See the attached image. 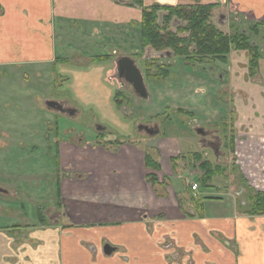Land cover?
Returning a JSON list of instances; mask_svg holds the SVG:
<instances>
[{
    "label": "crops",
    "instance_id": "1",
    "mask_svg": "<svg viewBox=\"0 0 264 264\" xmlns=\"http://www.w3.org/2000/svg\"><path fill=\"white\" fill-rule=\"evenodd\" d=\"M142 1L144 6L212 3L221 9L228 5L234 12L255 20L264 18V0ZM140 12V7L127 6L117 0H0V66L52 64L54 68L57 64L80 63L75 64L73 74L81 85H88V97L104 96L105 100L115 102L118 111L121 108L116 104L115 93L123 86L115 79V62L120 56L139 54ZM216 18L212 17L213 20ZM68 23L73 25L74 31L81 29L82 36L81 32L72 36L68 32ZM60 37L64 42L58 41ZM93 50L97 51L93 53ZM145 53L147 55V51ZM101 55L108 57L100 58ZM247 57L246 50H232L226 62L219 61L223 67L218 68L215 64L210 68L215 69L213 72L203 75L204 80L211 82V97L219 107L226 108L222 107V112L217 107L216 117L210 122L206 121L207 114L203 126L211 125L206 129L217 132L218 125L228 124L233 130L231 126L238 123L254 133L256 137L252 138H260L255 139L256 143L250 144L249 149L254 150L257 144V149H264V51L253 73L247 68ZM103 62H109L110 67L102 78L96 66L102 67ZM143 81L145 84V78ZM148 86H144L147 98ZM147 98L144 100L149 102ZM161 102L167 105L164 110L141 115V100L134 110L138 126L139 123L159 125L160 115L169 109L174 118L166 123L163 133L144 135L139 140L118 138L115 141L119 144L99 139L87 141L75 132V138L56 141L59 168L65 170V174L59 176L61 212L56 218L58 222L51 226L39 225L41 236L34 246L27 240L11 239L1 230L0 234L5 238L0 236V264H167L157 242L163 241L164 237L173 241L172 236L177 235L182 237L179 243L183 245V251L190 252L185 263L264 264V215L240 213V206L246 203L245 196L238 204L225 188L199 195L201 199L192 201L189 198L198 196L199 187L194 191H190V187L184 188L182 182L187 179L175 173L179 161L183 166L182 158L195 151H205L199 138L193 137V126L178 121L175 112L189 110L195 117L199 115L200 121L204 110L201 118L199 110L192 109V101L176 108L171 100ZM64 107L73 109L70 117L81 114L76 106ZM237 134H233V143L239 139ZM186 138H190L192 148L189 142L185 143ZM146 149L155 152L159 171L145 167ZM235 150L240 153L237 148ZM236 162L241 174L247 178L244 159ZM148 172L157 175L156 184L146 181ZM211 200L219 206V212L214 215L206 212V205ZM227 200L229 208L220 206ZM228 211L230 213L226 215ZM47 231L51 232L49 238L43 234ZM120 248H125V256L119 252Z\"/></svg>",
    "mask_w": 264,
    "mask_h": 264
},
{
    "label": "rangeland",
    "instance_id": "2",
    "mask_svg": "<svg viewBox=\"0 0 264 264\" xmlns=\"http://www.w3.org/2000/svg\"><path fill=\"white\" fill-rule=\"evenodd\" d=\"M218 9H212V17H224L223 20L227 19L228 23L226 22L221 26L224 31L230 29L228 26L229 22L232 24V28L246 29L248 28L247 23L260 21L259 31L256 33L252 32L251 39L264 51V18L255 20L242 13H234L228 5L222 6L215 15ZM216 24L220 26L218 22ZM71 27L73 25L68 23V32L72 36L76 37L78 32H81L80 36H82L81 29L74 31ZM58 41L64 42L62 37ZM94 51L97 50L92 52L94 53ZM71 53L76 55L74 52ZM150 56H155L153 51L150 52ZM0 57H2L1 54ZM131 57L135 60L134 63L137 68L142 72L141 75L145 77V84L149 85V98L147 99H150L147 102V100H144L145 98H139L132 87H129L124 82L123 93L128 95L130 102L125 104L128 105V108L131 106L132 112L126 106L117 111L114 107L115 102L105 100L104 96L88 97V85L86 83H83L84 86L81 85L80 83L82 82L78 81V78L74 75L75 64L78 63H71L66 66L57 64L54 68L51 66L52 64L42 66L28 65L26 67L0 66V188L6 192H0V231L3 230L2 232L7 237L14 238L17 241L27 240V243H32V246H34L37 238L41 236L38 226H51L58 222L56 218L58 219L59 217L58 212H61L59 208L61 207L60 196H58L57 189L59 188L58 178L60 175L65 174V170L62 171L58 166L56 141L71 139L74 132L77 135L79 134L81 139L83 138L87 141L99 139L115 144V140L118 138L119 140H127L133 137L139 140L140 137L146 135L144 132L137 131L136 123L139 120L134 108L136 106L139 107L137 102L140 100L142 103L139 109L141 115L149 114L153 110L156 112L157 110H164L167 105H164L166 103L161 102V100H166L168 103L171 100L176 105L174 108L192 101L194 104L192 109H198L200 113L204 110L205 113L200 114L201 118L204 114L203 118L194 124L193 132L195 133L194 129L198 126L204 129L212 127L206 124L203 126V121L206 119L207 114L208 120L206 121H212L217 114L215 113L216 108L220 105L214 100L215 98L211 97L212 94L209 92L211 90V82L207 79L204 80L203 75L206 74L207 76L210 72H213L215 69H210L213 65L216 64L218 68H221L224 66L223 64L216 61L209 66L208 71H204L198 65L185 64L182 58L174 57L171 59L173 62L170 67V75L161 80L149 79L144 75L145 58L143 56L131 54ZM84 62L82 61L81 63ZM96 67L99 68V75L103 78L104 76L102 75L107 73L106 70L110 67V64L109 62H103L102 67ZM135 99L137 100L136 104L133 102L131 105L132 100L135 101ZM51 100L55 101V103L66 101V103H62L64 106H76V108L80 109L81 114L75 118L66 115L67 113L61 115L60 112L48 108L44 103ZM222 107L218 109L221 110L223 109ZM224 109L226 108L224 107ZM167 110L163 113L165 121L171 112L169 109ZM221 111L223 112V110ZM176 114L178 121L184 122L188 127L191 125L192 122H190L191 119L188 116L179 112ZM170 117L174 118L172 115ZM163 119H158L159 128L162 132L166 130L167 126ZM196 119H200L199 115L196 116ZM98 126L105 129H97ZM231 129L233 130L229 131L230 134H239H237L239 139L236 140V143L234 142L236 145L235 149L239 150V154L235 149L233 154L226 149L228 154L225 155L223 147L219 149V153H223V155L219 157L218 161L213 160L211 150L207 147L204 149L209 152L207 154L209 157L206 158L202 152L201 154L203 159L206 158L211 163L218 162L219 165L226 168L224 173H227V177H219L218 182L222 184L223 188L228 190L229 195L233 199L236 198L239 204L243 199L241 193H244V188L247 187V184L238 180L239 177H237L235 170L230 165L232 157H235L237 161L244 159L243 164L245 166L243 167H246L244 169L247 170L248 181L259 190H264V149H257L259 144H257L258 146L256 145L254 150L249 149L252 147L250 144L256 143L255 139L258 140L260 138H252L256 136L253 135L254 133L249 132L248 127L244 129L242 125L236 123L235 126H231ZM221 132H218L219 137L224 141L227 136L225 137L224 133ZM195 136L201 138L198 134L193 135V137ZM185 143L190 144L191 148L193 147L190 138H186ZM200 146L203 147L201 144ZM241 148H243L242 153L240 151ZM194 153H198V151ZM192 154L189 153L185 158H182L183 166L181 161H179L175 169L176 174H182L187 179L182 182L185 183V185L183 184L184 188H191L194 182L197 183L198 176L202 174L199 171L200 169L197 168L199 160L193 158ZM253 157H255L254 161L251 160ZM72 175L71 173L70 176ZM178 181L181 180L179 179ZM198 184L199 195L215 193L217 192L215 189L223 190L221 186L214 189L212 187H204L200 183ZM248 192L246 193L249 194ZM244 200L246 201L245 197ZM211 201L206 205V212L209 215H214L219 212V206L215 204V200ZM243 205H239L240 213H242ZM220 206L229 208V200L226 201V204ZM229 213L230 211L226 215H229ZM39 214H41V220L39 219ZM43 234L44 237H51V232L47 231ZM0 236L5 238L3 234H0ZM212 236L218 240L221 239L215 233ZM172 238L173 241L170 239L165 240L164 237L163 241L157 242L159 249L164 254L166 263H185L188 256H190V252L187 254L186 250L183 251V245L179 243L181 242V235L172 236ZM232 246L235 248L234 245ZM119 252L123 256L126 255L125 248H120ZM208 263L212 264L211 262ZM141 264L144 263L142 262Z\"/></svg>",
    "mask_w": 264,
    "mask_h": 264
},
{
    "label": "trees",
    "instance_id": "3",
    "mask_svg": "<svg viewBox=\"0 0 264 264\" xmlns=\"http://www.w3.org/2000/svg\"><path fill=\"white\" fill-rule=\"evenodd\" d=\"M117 2L141 8V20L138 24L140 41V53L138 55L142 56L147 48L159 55L158 57H149L144 61V75L149 79L168 77L171 58L181 57L188 64L204 67L207 64H212L213 61L226 62V58L232 50L247 51L250 73L255 72L258 66L262 50L252 41L251 34L259 31L260 22L252 24L247 29L233 27V31L224 33L215 23H212V9L216 7V4L195 3L174 7L157 3L144 6L142 0H117ZM99 57L108 56L101 55ZM164 60L165 62H163ZM123 97V92L118 90L115 93L116 104L120 105ZM115 144H119V142H115ZM232 144L233 141L229 144L231 151L233 149ZM56 152L58 159V150ZM192 155L193 158L199 160L197 168L202 173L198 176L197 183L204 187H212L211 184H213L215 177L227 176L224 173L226 171L224 166L211 163L206 158L203 159L201 152ZM157 159L153 153L148 150L145 151L143 161L146 168L159 171L160 163ZM145 179L151 185L156 184L158 180L157 175L153 172H148ZM249 193L245 195L246 203L243 205L242 213L249 216L264 215V191L252 190ZM58 196H60L59 189ZM190 198L194 201L196 197ZM197 198L201 199L200 196ZM204 198L206 197H202V199ZM39 216L41 220V214Z\"/></svg>",
    "mask_w": 264,
    "mask_h": 264
},
{
    "label": "flooded vegetation",
    "instance_id": "4",
    "mask_svg": "<svg viewBox=\"0 0 264 264\" xmlns=\"http://www.w3.org/2000/svg\"><path fill=\"white\" fill-rule=\"evenodd\" d=\"M234 13H236V12H234ZM225 21H223V19H221L220 17H217V20L215 21V20H213L212 19V23H215L216 24V22H218L219 24H220V26H218L220 29H221V26L222 25H224V23H226L227 22V19L225 18L224 19ZM251 21V20H250ZM221 22H224V23H221ZM258 22H260V21H252L251 23H247V27H249V26H251L252 24H254V23H258ZM228 23V22H227ZM261 23V22H260ZM217 25V24H216ZM228 26H229V28L230 29H228V30H223V29H221V30H223L224 31V33L225 32H231V31H233V29L234 28H232L231 26H232V24L229 22V24H228ZM241 28H243V26H241ZM247 29V28H246ZM261 50H262V48H260ZM146 51H147V55H146V53H144L143 55H144V58L145 59H147V58H149V57H158L159 55H157L156 56V54H158V53H156V52H154L153 51V53L155 54V56H150V52H152L151 50H149L148 48L147 49H145ZM146 51H144V52H146ZM140 53V52H139ZM230 53V52H229ZM136 54H138V52L136 53ZM142 55V56H143ZM229 55V54H228ZM262 55H263V50H262ZM108 56V55H107ZM121 57H124V56H120V57H118L117 59H116V62L121 58ZM126 57H129V56H126ZM228 57V56H227ZM129 58H131L132 59V57H129ZM181 58V57H180ZM171 59H173V58H171ZM170 59V60H171ZM183 59V58H182ZM133 60V59H132ZM184 60V59H183ZM182 60V61H183ZM116 62H115V64H116ZM135 61L133 60V63H134ZM172 60L170 61V64L172 65ZM185 62V64H186V61H184ZM216 61H213L212 63H215ZM135 64V63H134ZM188 64V63H187ZM189 65H191V64H189ZM210 65H212V64H210ZM210 65H206L205 67H203L202 65H198V66H200L202 69H209V66ZM136 66V65H135ZM247 66H248V63H247ZM137 67V66H136ZM211 68V67H210ZM248 68V70H249V67H247ZM139 70V69H138ZM140 71V70H139ZM119 73H118V69H117V64H116V75H114L115 76V79L117 80V81H119L120 83H121V85L122 86H124V82H125V84H128L125 80H124V78L123 77H121V76H119L118 75ZM142 74V72L140 71V75ZM142 78H143V80H144V76H142ZM143 83H144V81H143ZM128 86L129 87H131V85L130 84H128ZM144 86H145V84H144ZM132 89H133V87H132ZM145 89H146V87H145ZM123 90H124V88H121V90L120 91H122L123 92ZM134 90V89H133ZM147 92V91H146ZM136 93V92H135ZM124 94V93H123ZM136 95L139 97V98H141V99H143L142 97H140L137 93H136ZM148 95V94H147ZM145 98H147V97H145ZM136 99H137V97H136ZM135 99V101H133L132 100V102H131V105L133 104V102H135V104H136V100ZM122 100V103L119 105L118 104V106L122 109L124 106H128L127 104H129L130 102H129V100H128V95H124V97L121 99ZM140 100V99H139ZM59 103V102H58ZM125 103H127V104H125ZM61 105H62V107H63V109H64V111H63V113H68V114H66V115H71L70 114V109H66L65 107H64V105L62 104V103H60ZM125 104V105H124ZM128 108V107H127ZM129 111H131V106H129ZM176 112H180V113H182V114H184V115H186V116H188L190 119H191V121L192 120H194V118H196L194 115H193V113L191 112V111H189V110H184V109H180V111L179 110H177ZM165 115V114H164ZM156 118H158V115L154 118V119H156ZM162 119H163V113H162ZM171 119V117H170V114H169V116H167V118H166V121H165V119H163V121H165L164 123L166 124L167 122H169V120ZM156 121V120H155ZM190 121V122H191ZM199 121V120H198ZM196 122H197V120H196ZM192 123H194L193 121H192ZM160 124V123H159ZM195 124V123H194ZM141 125H143V126H147V127H149L150 129H152L153 131H154V134H148L147 132H145L144 130H141V129H139V127L141 126ZM192 126H194L193 124H191ZM210 126V125H209ZM221 125H218L217 126V129H218V131L216 132L215 130H213V129H204V128H202V127H196L195 129H194V131H195V133L194 134H198L199 136H201V138H199V143L203 146V149L204 148H208L209 150H211V154H212V158H213V160H219V157L220 156H222L223 155V153H219V149H220V147H223L224 148V153H225V155L226 154H228L227 152H226V149L229 151V153H234L235 152V150H234V143L232 144L233 146H232V151H231V147H230V142L232 143V141H233V138H234V135L233 134H230L229 133V131H231L230 129L228 130V127H229V125L228 124H224V125H222L221 127H220ZM102 127H100V126H98V128L97 129H101ZM103 129H105V128H102V130ZM199 129H202V132L201 133H198L197 131L199 130ZM137 130L140 132H144L146 135H149V136H154L155 134H159L160 133V128H159V125L156 123L155 125H147V124H142V123H139L138 124V126H137ZM193 130V129H192ZM220 131H222L221 133H224V136L226 137L227 136V138H225L224 139V141L222 140V138H220L219 137V133L218 132H220ZM165 132V131H164ZM161 133H163L162 131H161ZM213 139V140H212ZM146 150H148V151H150L151 153H153V155L156 157V154H155V152H153V149H146ZM145 150V151H146ZM205 150V149H204ZM198 152H202L203 153V155H205L206 156V158H208L209 157V155H207L209 152H207L206 150L205 151H198ZM226 161H227V157H226ZM228 162H229V160H228ZM215 164H218L219 165V163L218 162H215ZM230 165L232 166V168L235 170V173H236V175H237V177H239L238 178V180L239 181H244L246 184H247V187H245L244 188V193L242 192L241 193V195H243V196H245V195H248L246 192H248L249 190H250V192H252V190H257V191H264V190H259V189H256V188H254L252 185H250V182L248 181V179L246 178V177H244L242 174H241V172H240V170L238 169L239 168V165L237 164V162H236V159H235V157H232V161H231V163H230ZM59 166V165H58ZM63 175V174H62ZM226 175H227V173H226ZM222 178H226V177H223V176H221ZM60 180V177L58 178V181ZM218 177H215L214 178V181L212 182L213 184H211L212 185V188H219L220 186L222 187V184L220 183V182H218ZM228 182V181H227ZM198 186H199V184H198ZM198 188V187H197ZM207 188H211V187H207ZM223 188V187H222ZM213 189V190H214ZM213 190H210V191H213ZM216 191H219V190H217V189H215ZM59 192H60V189H59ZM220 192V191H219ZM249 193V192H248ZM250 194V193H249ZM194 195H191L190 197H193ZM194 197H199V194H198V196H194ZM195 198V199H196ZM209 198H213V197H209ZM182 264H188V263H182Z\"/></svg>",
    "mask_w": 264,
    "mask_h": 264
},
{
    "label": "water",
    "instance_id": "5",
    "mask_svg": "<svg viewBox=\"0 0 264 264\" xmlns=\"http://www.w3.org/2000/svg\"><path fill=\"white\" fill-rule=\"evenodd\" d=\"M117 69H118V75L123 77L124 80L133 87L134 91L142 98L147 97V92L144 87L143 83V78L142 75H140V71L138 68L135 66L133 63V60L129 57H121L117 62ZM46 106L50 109L56 110L63 112L64 109L62 105L58 102L55 103V101H46L44 102ZM74 113V111H70V114ZM139 129L144 130L148 134H154V131L150 129L147 126L141 125ZM198 133L202 132V129H199L197 131ZM4 189L0 188V192H5L3 191Z\"/></svg>",
    "mask_w": 264,
    "mask_h": 264
},
{
    "label": "built area",
    "instance_id": "6",
    "mask_svg": "<svg viewBox=\"0 0 264 264\" xmlns=\"http://www.w3.org/2000/svg\"><path fill=\"white\" fill-rule=\"evenodd\" d=\"M197 184L196 183H193L192 185H191V189L194 191V190H196L197 189Z\"/></svg>",
    "mask_w": 264,
    "mask_h": 264
}]
</instances>
